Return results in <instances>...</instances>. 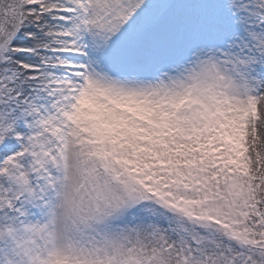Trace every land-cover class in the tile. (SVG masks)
<instances>
[{
  "label": "snow or ice",
  "instance_id": "6c2138e0",
  "mask_svg": "<svg viewBox=\"0 0 264 264\" xmlns=\"http://www.w3.org/2000/svg\"><path fill=\"white\" fill-rule=\"evenodd\" d=\"M0 264H264V0H0Z\"/></svg>",
  "mask_w": 264,
  "mask_h": 264
}]
</instances>
